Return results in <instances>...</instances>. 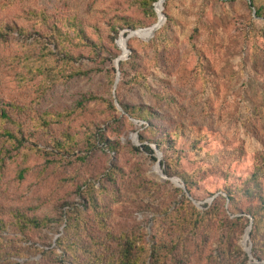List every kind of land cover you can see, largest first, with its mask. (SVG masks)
Listing matches in <instances>:
<instances>
[{
    "label": "rangeland",
    "instance_id": "rangeland-1",
    "mask_svg": "<svg viewBox=\"0 0 264 264\" xmlns=\"http://www.w3.org/2000/svg\"><path fill=\"white\" fill-rule=\"evenodd\" d=\"M133 1L0 0V26L9 28L0 37V109L24 123L26 138L14 149L0 136L7 154L0 161V219L7 226L0 228V264H51L40 251L54 248L69 218L81 217L98 233L93 202L109 212L114 231L149 240L154 219L178 206L181 191L187 195L183 182L164 171L209 169L192 199L205 211L213 201L207 193L220 190L228 172L241 182L264 156V17L248 0H159L165 27L159 37L147 29L126 39L130 32L122 30L114 42L112 18L152 22ZM68 18L80 20L92 42L72 48L71 63L47 37L54 25L70 30ZM121 56L125 77L116 67ZM75 67L88 74L64 75ZM135 67L146 77L142 84L130 83ZM121 105L155 116L139 121ZM178 129L187 133L172 148L165 140ZM199 131L203 140L194 149L191 136ZM67 134L76 146L55 150ZM141 137L153 150L161 145L160 167ZM251 203L242 198L237 210ZM18 211L53 221L25 236L10 226ZM245 259L234 255L236 264Z\"/></svg>",
    "mask_w": 264,
    "mask_h": 264
},
{
    "label": "trees",
    "instance_id": "trees-1",
    "mask_svg": "<svg viewBox=\"0 0 264 264\" xmlns=\"http://www.w3.org/2000/svg\"><path fill=\"white\" fill-rule=\"evenodd\" d=\"M248 1L256 15L264 17V0ZM158 2L159 0H134L133 4L152 20L151 24L137 26L122 18L114 17L107 22L110 39L115 42L122 30H128L131 33L151 28L158 23L159 16L155 9ZM160 5L164 8L163 3ZM30 16L39 17L36 13H32ZM65 20L70 30L67 31L58 25H54L49 28L47 37L61 50L64 55L63 60L71 63L75 57L71 52L72 48L91 46L92 42L80 20L76 18ZM42 22H46L44 17ZM161 28L156 32L157 37L165 29V27ZM8 29L5 30L0 26V37L6 35ZM20 31L23 33L22 29ZM44 44V47H47V43ZM120 66L121 75L125 77V64L120 62ZM137 70L135 67L137 76L130 83L142 84L146 77ZM86 74L88 72L76 67L71 72H64V75L69 79ZM121 83L124 82L121 81ZM112 84H115V79L112 80ZM95 99L92 96L83 102ZM110 105L113 110L116 109L114 101H111ZM121 106L126 114L139 121L150 122V118L155 116L148 109L142 107ZM23 126L24 123L15 119L7 110L0 109V136L4 138L5 143L14 149L15 147H24L26 138ZM186 133L187 131L183 129L172 132L170 140L166 139L165 144H170L173 148L175 143ZM64 140V142H57L53 146L54 149L58 151L71 150L77 144L70 134L65 135ZM202 140L201 131L192 134V147L197 149ZM140 141L143 143V150L157 161L155 151L151 146L145 144L142 137ZM157 148L162 150L159 143H157ZM7 153L9 154V152ZM5 156L7 157V154L4 150H0V161L5 160ZM252 168V172H249L241 182H237L228 172L220 190L205 192L208 194V198L213 199L211 206L208 204L203 206L205 211H200L193 200L194 193L200 187V182L207 178L209 169H200L194 175L187 172L178 173L177 171L172 174L173 172L170 173L168 169L164 171L165 175L180 179L190 197L181 191L183 197L178 206L172 211L166 210L162 219H154L152 236L149 240H147V235L141 238L130 235L123 230L114 231L111 225L107 223V218L110 217L109 212L101 211L93 202L91 208L97 213L95 218L98 233H91L92 230H88L86 222L81 217H77L75 220L69 218L67 219L65 235L56 241L52 250H42L40 254L51 264H236L234 255L246 257L242 264L248 262L255 264L250 261L247 253L239 246V241L251 226L250 238L253 259L264 262V156L257 158ZM171 169L173 168L171 167ZM155 186L158 187L157 184ZM242 198H246L252 203L244 210H237V205ZM227 202L229 208H226ZM86 210L87 208L78 213H85ZM52 221L27 217L18 211L12 215L10 226L26 236L33 229H43ZM3 226L7 227L4 221L0 219V228ZM86 238L88 241H85ZM216 244L219 245L218 249H214ZM1 248L2 244H0V251ZM217 251H220L219 256H216ZM1 260L2 257L0 256Z\"/></svg>",
    "mask_w": 264,
    "mask_h": 264
},
{
    "label": "water",
    "instance_id": "water-1",
    "mask_svg": "<svg viewBox=\"0 0 264 264\" xmlns=\"http://www.w3.org/2000/svg\"><path fill=\"white\" fill-rule=\"evenodd\" d=\"M156 5H157V4H156ZM156 10H157V9H156ZM157 13H158V15H159V12H158V11H157ZM163 24H164V16L162 15L161 18H159L158 23H156L154 26H152L151 28H148V29H156V31H157V30H159V29L163 26ZM143 30H147V29H143ZM139 31H142V30H139ZM137 32H138V31L131 32L130 35H128V36L126 37V39H128L129 37H131L132 34H135V33H137ZM122 37H124V35H122ZM127 54H128V50H127V44H126V46H125V58H126ZM122 56H124V55H122ZM122 56L119 57V58L116 60V67H117V70L119 69L120 62H121V60H122V59H121ZM125 58H124V59H125ZM154 150H155V152L157 153V156H158V166L160 167V161H161V157H162V155H161V153L159 152V150L156 149V147H155ZM165 178H167V177H165ZM174 181H178V179H172V182H174ZM178 182H179V181H178ZM181 187H182V188L184 189V191L187 193V196H189V194H188V192H187V190H186V187H185L184 185L181 186ZM189 197H190V196H189ZM198 206H199V208H200V205H199V204H198ZM249 230L251 231V226L248 228V230H247L245 236H248V240H249V242H250V233L248 232ZM245 236H244V238H245ZM242 247H243L244 251L247 253V255L249 256L250 261H251V262H254L253 255H252V246H251V244L249 243L248 248H246V247L243 246V245H242ZM254 263H255V264H264V262L259 263L258 261H255Z\"/></svg>",
    "mask_w": 264,
    "mask_h": 264
},
{
    "label": "bare ground",
    "instance_id": "bare-ground-1",
    "mask_svg": "<svg viewBox=\"0 0 264 264\" xmlns=\"http://www.w3.org/2000/svg\"><path fill=\"white\" fill-rule=\"evenodd\" d=\"M160 1H163V0H160ZM160 2L158 3V5H157V11L159 12V18H161V14H160ZM126 45V43L124 44V46ZM249 233H250V230L248 231ZM247 241H248V236H246V240H245V242H244V246L246 247V248H248V246H247Z\"/></svg>",
    "mask_w": 264,
    "mask_h": 264
}]
</instances>
